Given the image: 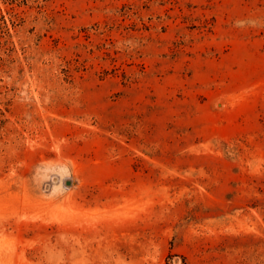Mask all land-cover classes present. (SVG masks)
Here are the masks:
<instances>
[{
  "label": "rangeland",
  "instance_id": "1",
  "mask_svg": "<svg viewBox=\"0 0 264 264\" xmlns=\"http://www.w3.org/2000/svg\"><path fill=\"white\" fill-rule=\"evenodd\" d=\"M0 264H264V0H0Z\"/></svg>",
  "mask_w": 264,
  "mask_h": 264
}]
</instances>
